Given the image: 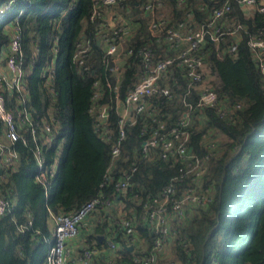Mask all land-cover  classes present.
<instances>
[{"label": "trees", "instance_id": "trees-1", "mask_svg": "<svg viewBox=\"0 0 264 264\" xmlns=\"http://www.w3.org/2000/svg\"><path fill=\"white\" fill-rule=\"evenodd\" d=\"M11 1L0 0V66L11 27L17 25L26 100L19 102L18 93L10 91H5L4 97L17 122L24 111L29 113L35 131L32 134L27 127H19V138L9 144L16 154L13 166L5 168L0 164V198L10 204L0 215V264H47L53 245L49 227L52 217L71 213L100 196L109 198L110 204L90 215L95 217L94 224L84 236L82 248L99 250L93 257L95 264H142L156 239L152 225L144 218V203L167 186L178 193L194 186L181 157L169 154L162 158L160 145L143 152V144L157 121L168 129L185 114L189 118L184 127L189 133L187 154L205 157L210 155L207 142L213 139L216 143L207 173L199 181L210 189L212 200L203 207H193V215L184 222L172 224L178 228V236L155 264H169L168 259L180 264H264V75L248 46L250 37L264 33V12L247 13L232 1L230 13L218 26L239 24L240 28L236 35H224L218 47L224 50L237 42L236 52L218 55L209 39L198 51L217 75L214 90L219 105L229 109V116L220 117L212 107L185 105L183 99L194 106L197 96L194 91L190 97L185 96L187 78L181 67H173L168 79L170 95L152 96L150 107L135 114L132 123H126L121 153L111 169L119 113L115 93L106 87V81L114 83V79L102 63L105 46L98 42V22L91 20L94 1L14 0L10 4ZM223 1L184 0L178 5V0H163V5L175 20L169 21L170 26L176 20H187L186 13L190 12L192 21L188 22L195 27L204 23L211 9ZM145 2L122 0V7L107 10L119 20L117 12L126 20H134L126 21L130 34L125 45L133 47L134 54L126 57L121 67L120 99L139 79L137 49L147 46L157 52L168 50L156 46L147 35V24L141 17ZM79 44L88 49L87 70L74 60ZM96 79L100 81L101 96L95 100L92 96ZM102 106L107 108L109 139L101 136L95 126ZM43 123L50 124V141ZM146 125H151L150 129L142 131ZM37 148L44 157L46 171L54 169L52 175L47 174L46 187L35 179ZM133 167L125 191L116 192L114 182L102 185L109 169L116 179ZM123 217L134 225L132 250L124 248L128 242L116 223ZM108 241L121 247L110 250Z\"/></svg>", "mask_w": 264, "mask_h": 264}, {"label": "built area", "instance_id": "built-area-1", "mask_svg": "<svg viewBox=\"0 0 264 264\" xmlns=\"http://www.w3.org/2000/svg\"><path fill=\"white\" fill-rule=\"evenodd\" d=\"M94 6L91 14V20L98 22L99 43L105 46V53L102 63L106 69L113 75L114 83L106 81L107 89L115 93L117 100L116 109L119 113V130L118 136L111 149V165L115 166L114 162L121 153L122 142L125 138V125L134 121L135 114H140L150 107V98L152 96H169L170 87L168 85L169 75L173 67H181L184 76L187 78V92L185 96L188 98L196 93V102L194 106L183 103L189 108H215L220 117L229 116L227 106H220L217 93L214 86L217 83V75L212 72L203 57L198 54V51L203 44L209 39L215 44L218 50V55L229 54L233 55L237 49V42L227 45L224 50L219 49V45L223 40L224 35H236L240 25L218 26L221 20L228 16L232 9L231 2L234 1L241 9L247 13L264 12V0H225L218 6L211 9V14L204 23L198 26H192V13L187 12V20H179L173 22L170 26L169 21L163 15L157 14L159 8L163 7V0H146L142 5V14L149 16L146 21L147 35L152 43L156 46L167 48L168 50H160L147 46H141L136 51V58L141 65L139 79L128 89L127 94L120 99L119 81L121 77V67L126 57L134 54L133 47L124 45L129 37V26L126 21H109L105 14V9L116 10L122 7V0H93ZM184 0H178V5H181ZM14 0L10 2L13 3ZM114 24V25H113ZM110 29L109 32L105 30ZM12 33L8 45L4 48L3 68L0 71V164L5 168L13 166L16 158L15 152L10 148V143L15 142L19 138V127H27L34 133L32 120L27 111H24L19 119L14 117L13 112L6 107L4 97L5 91L18 93L19 102L26 100V79L22 67L23 50L21 44L20 28L17 25L11 27ZM249 49L255 59L257 67L264 75V33L261 32L257 36H252L248 40ZM3 50V51H4ZM173 51L174 53L170 54ZM88 58V49L84 44H79L74 55V60L79 67L88 69L86 59ZM100 81L94 80L96 90L93 93L92 99H98L101 96L99 89ZM99 109V108H98ZM107 108L102 106L96 115V130L103 137L109 139V130L105 122L107 119ZM189 118L185 114L175 125L166 128L165 124L157 121V126L151 130L150 137L143 144V152H147L150 148L161 146L162 158H166L169 154L178 155L186 162L188 173L191 174V180L194 186L184 188L179 193L174 187L167 186L159 195L148 198L144 203V218L152 227L156 235L152 249L149 254L142 260V264H155L162 254H167V248L171 245L173 238L178 236L179 230L172 225L174 222L181 223L190 218L193 207H203L211 200L209 188H204L200 184V179L207 173L210 156L213 155L216 143L213 139L207 142L209 154L205 157H197L192 154H187V142L189 133L184 127L188 126ZM44 133L48 135V141L53 137L50 124L43 123ZM151 125H146L142 131H148ZM39 148L35 151L37 162V172L35 179L38 183L46 187L47 174L52 175L54 169L46 171L44 166V157L41 155ZM135 168L131 171H123L116 179L111 177L110 169L104 176L102 185L109 182H114L116 192L125 191L130 185V179ZM47 194V193H46ZM110 199L103 196L95 197L79 207L77 210L67 213L58 214L52 217L53 230L52 238L53 245L50 248L47 256V264H74L65 261L64 252L67 241L77 238L81 222L88 216L97 212L104 205H109ZM10 204L7 200L0 198V215H3L9 208ZM120 208H118L119 210ZM119 229L126 236L128 243L124 248L133 245L135 242L134 225L131 219L121 218L116 220ZM102 240V239H101ZM107 246L110 250L116 251L117 244L108 241ZM99 254L96 248H82V255L78 257V264H95L93 257ZM137 262L136 258H133ZM169 264H180V262L168 259Z\"/></svg>", "mask_w": 264, "mask_h": 264}, {"label": "crops", "instance_id": "crops-1", "mask_svg": "<svg viewBox=\"0 0 264 264\" xmlns=\"http://www.w3.org/2000/svg\"><path fill=\"white\" fill-rule=\"evenodd\" d=\"M107 10H111V9H106L105 12ZM114 12H117V11H114ZM106 13H107V17H108L109 21H116V20L117 21H134L133 18H129L128 20L124 19L123 17L120 16V13H118V12H117V17L119 16V18L122 19V20H119L118 18H114V14H113L112 11L110 13H109V11H107ZM157 14L163 15L167 19L172 18V12L166 5H163L162 8H159L158 11H157ZM141 17H142V19L144 21H147L149 19V16H147V15L141 14ZM4 53H6V50L3 51V55H5ZM2 66H3V64L0 66V71L1 72L4 71V68ZM94 218H95L94 216L86 217L81 222V225H80L81 229H80L78 237L67 241L66 247H65V252H64V258H65L66 262H68V263L74 262V264H78L77 263L78 250L80 248H82V244L81 243H82V240H83L84 236L88 235L89 231L91 232L92 225L94 224ZM53 225H54V223H53V220L51 219V221L49 223V227L51 228V232L53 230Z\"/></svg>", "mask_w": 264, "mask_h": 264}, {"label": "water", "instance_id": "water-1", "mask_svg": "<svg viewBox=\"0 0 264 264\" xmlns=\"http://www.w3.org/2000/svg\"><path fill=\"white\" fill-rule=\"evenodd\" d=\"M133 249V245L127 247V250H132Z\"/></svg>", "mask_w": 264, "mask_h": 264}]
</instances>
